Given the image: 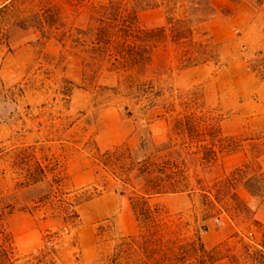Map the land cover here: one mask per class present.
Listing matches in <instances>:
<instances>
[{"label":"rangeland","instance_id":"rangeland-1","mask_svg":"<svg viewBox=\"0 0 264 264\" xmlns=\"http://www.w3.org/2000/svg\"><path fill=\"white\" fill-rule=\"evenodd\" d=\"M7 1L0 198L13 206L14 264H264V200L244 186L264 174V82L250 70L264 53V0H210L213 16L200 29L218 46L219 66L181 71L173 46L161 45L140 78L154 87L152 103L134 100L104 70L85 81L92 8L109 0L0 6ZM191 1L152 0L157 8L139 14L141 26L166 27ZM187 118L191 125L175 131ZM153 140L173 143L162 156L185 173V193L149 197L139 181L126 186L103 166L115 150L143 159L138 151ZM237 169L248 175L228 183ZM137 198L151 215L137 216Z\"/></svg>","mask_w":264,"mask_h":264},{"label":"trees","instance_id":"trees-1","mask_svg":"<svg viewBox=\"0 0 264 264\" xmlns=\"http://www.w3.org/2000/svg\"><path fill=\"white\" fill-rule=\"evenodd\" d=\"M188 5L190 8L184 13L188 14L186 17L179 20L171 18L166 27L152 30L142 27L139 19L140 13L157 8L152 0H109L106 4L93 7L91 25L86 33L92 42L82 50L85 55V81L92 82L104 70L116 78L120 88L129 93V96H135L134 100L150 101L154 96L150 91L153 93L154 87L150 81L142 82L140 78L150 70L153 55L166 42L173 46L177 55L175 62L181 71L209 63L219 66L220 56L216 53L218 46L207 32L200 29L213 16L210 0H192ZM204 11L208 14H202ZM196 14L202 18L200 21H197L199 16H195ZM163 68L166 69V65ZM250 70L264 82V53L258 54L250 62ZM191 122L189 118L176 119L174 130L181 131V128L191 125ZM215 138L223 143L221 132ZM162 147L164 149L154 140L150 144H143L138 151L143 159L127 151L107 152L102 163L111 170L119 183L132 186L134 181H139L149 197L185 193V173L168 161L166 156H162L164 151L174 148L173 143L170 141ZM244 169L248 170L249 166ZM245 170L237 169L228 183L237 184L243 181L248 175ZM251 175L244 186L253 197L264 200V174L253 172ZM133 207L137 216L151 215L146 209L147 202L144 198L134 200ZM12 213L13 206L0 198V264H14L6 228L7 219ZM135 240L136 238L132 240L133 247L137 245Z\"/></svg>","mask_w":264,"mask_h":264},{"label":"crops","instance_id":"crops-1","mask_svg":"<svg viewBox=\"0 0 264 264\" xmlns=\"http://www.w3.org/2000/svg\"><path fill=\"white\" fill-rule=\"evenodd\" d=\"M7 3H9V2L7 1L5 4L1 5L0 8L5 7L7 5Z\"/></svg>","mask_w":264,"mask_h":264}]
</instances>
